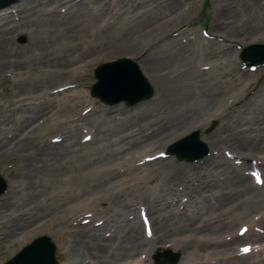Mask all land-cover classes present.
<instances>
[{"label": "bare ground", "instance_id": "1", "mask_svg": "<svg viewBox=\"0 0 264 264\" xmlns=\"http://www.w3.org/2000/svg\"><path fill=\"white\" fill-rule=\"evenodd\" d=\"M136 1L146 2L138 17L130 9ZM155 1L68 0L64 11H56L65 5L63 0L31 3L19 0L9 4L15 10L0 13V71L11 76L22 75L28 69L34 71L29 83H16L10 90L8 106L12 102L32 100L30 106H19V117H4L5 107L0 102V157L14 156L16 163V172L10 175L7 185L9 198L12 191L16 193L2 208L7 213L0 224H5L8 231L2 236L0 259L7 250L14 252L15 239L24 242L31 231L49 226L51 238L73 264H125L124 259L132 257L135 249L147 242H151L147 253H166L168 249L164 245L156 247L162 240L173 241L174 248L182 251L184 259L180 264L253 262L230 255L233 243L247 240L249 235L232 234L229 241H215L228 231L223 228H228L238 215L244 220L258 211L254 214L259 215L253 219L254 225L264 223V185L259 188L250 181L248 173L228 165V160L209 157L206 165L218 173H212L208 179L205 175L201 181L196 174L185 173L186 167L176 161L174 169L164 162L156 164L146 178L158 180L157 186L164 182L170 187L183 183L184 190L191 187L190 180L196 179L199 190L208 192L206 197L212 199L205 210L169 208L165 200H160L162 197L150 195L152 191L133 189L145 177L144 172H134L138 167L129 168L136 156L156 146L163 147L221 116L218 109L221 104L227 107L226 101L237 104L246 112L244 116L233 120L229 116L222 128L199 139L215 149L216 156L225 150L234 154V158L260 160L257 163L264 175L263 95L257 94L260 102L247 109L239 90L246 96L254 94L256 86L246 72L235 66L226 67L232 52L223 50L224 44L218 46L212 39L203 42L196 37L200 44L189 47L188 42L171 37L177 20L185 18L194 4L174 15L182 0H162L160 4ZM215 3L216 21L210 30L217 38L243 43L264 38V5L258 0H215ZM25 29L32 31L34 41L26 52L13 49L14 34ZM165 35L168 37L162 39ZM145 37L148 39L143 41ZM117 55L135 58L136 68L152 87V100L144 106L139 105L143 102L139 103L129 123L122 121L115 125L109 121L103 125L101 117L109 112L107 108L98 112L91 109L82 115L80 108L86 98L71 88L47 93L57 82L60 84L56 85L79 84L86 75L83 71L91 63ZM204 64H208L205 71L201 70ZM74 110L75 119L71 117ZM79 122L88 130L94 128L92 140L80 142L73 138ZM48 132H55L51 137L62 136L64 140L51 144L46 140ZM126 168L130 174H125ZM130 194L132 198L128 197ZM136 199L146 206L150 239L145 238L136 215L132 218L139 222L123 216L132 207L130 201ZM101 204L103 208L98 207ZM11 209L20 213L13 217ZM86 211L102 215L111 229L110 236L98 234L95 228L92 231L89 223L72 224V219ZM117 214L122 216L119 222L113 218ZM212 241L216 246L210 247L208 242Z\"/></svg>", "mask_w": 264, "mask_h": 264}, {"label": "rangeland", "instance_id": "2", "mask_svg": "<svg viewBox=\"0 0 264 264\" xmlns=\"http://www.w3.org/2000/svg\"><path fill=\"white\" fill-rule=\"evenodd\" d=\"M17 1H19V0H0V13L1 12H5V11H13V10H15V8H13L11 6L9 7V4H13L14 2H17ZM28 1H29V3L34 2V0H28ZM67 1L68 0H63L65 5L60 6V7L68 6L69 2H67ZM9 2H11V3H9ZM155 2L157 4H160V3H162V0H157ZM258 2L260 4L264 5V0H258ZM66 3H68V4H66ZM221 3L222 2H220V8H221ZM192 4H194V6H193V9L189 12V14L185 18H179V20H177L179 23H175V25H177V26L173 28V29H175V28L176 29L174 30V32L172 34V37L176 38L177 40H182V41L185 40L184 42H188L189 47L190 46L191 47H196L198 44H200L201 41L196 39V37H199L200 39H202L203 42L207 41L208 39H212V40L216 41L218 46H220L221 44H224L221 48L223 50H225V51L232 52L231 62L230 61H226V63H228V64H226V67L229 68V67H234L235 66L240 71H245L247 73V75H248V78L251 81H253L254 85L256 86V90L257 91L254 92V94H251L252 92L248 93L246 96H244L241 93V90H239V92H240L239 95H240L241 100L243 102H246L247 109L251 110L253 107H255L254 105L256 103L260 102L258 95H263V97H264V61H263V63L261 65H258L255 70L248 71V67L247 66L246 67L243 66V63L240 62V60L237 57V54H238L240 49L245 44L250 43V42H248V40H247L246 43H243L242 41H231V42H228L226 39L217 38L212 33V31L210 30V25L216 21L215 15H213L214 4L216 5L215 0H182V1H180V4H179L180 7L179 8L176 7V10L174 11V15L177 14L179 12V10H186ZM55 5H61V4L57 3ZM145 5H146V2L136 1V2H133V5L130 7V9H132L133 12H135L134 15H136L138 17L140 15V13H141V11L139 9L143 8ZM217 9H219L218 5H217ZM203 30L209 32L211 34L210 35L211 38L207 37L205 35V33H203ZM180 31L183 32V34H181V33L180 34H176L177 32L179 33ZM34 39H35V35H33L32 31L29 30V29H25V30H23L21 32H18L16 34H14L13 39H12V41H13V49L21 50V51L26 52V50L29 48V46L34 41ZM146 39H148V37H145L142 40L145 41ZM257 42L264 43V38H262L261 40H259ZM118 56L119 55H117V57ZM132 60L136 61L135 59H132ZM103 61H105V60L100 59V60H97L94 63H91L88 66V68L83 71L84 73H86V75L84 77H82L81 82L79 84H77V85L72 83L71 85H69V87L74 90V93L85 94L84 97L87 100H86V103L82 107H84V106L86 107L87 106V107H91V109L92 108L94 109V108H98V107H103V108H109L110 109V112L104 113L103 116L101 117V119H103V122H102L103 125H105L107 122H109V120H111L112 118L113 119L111 120V123L112 124L115 123V125H116V123H118V122L121 123L122 121H126V122L129 123L130 121H132L134 119V114L137 113L136 112V106L139 103H141V102H143V103L139 104V105L140 106H144L145 102L148 101V100L151 101V99L150 98L149 99H144V100L138 101L135 104L130 105V106H125L122 102H118V103L111 104V105L102 104V106H101L100 101H99L98 98H97L98 100L96 102H94V101L90 102L89 99H93V98L91 96L87 95V93H88L87 91H88V88L90 87V84L94 81V77L92 76V68L94 66L98 65L99 63L103 62ZM246 62H248V61H246ZM222 66H224V65H222ZM32 72L34 73L33 70L28 69L26 71V73H24L22 75L11 76V74L9 72H7V71H5V72H1L0 71V102L3 103V105L5 107V112H2L4 117H10L11 119L12 118H17V117H19L18 116V110L20 109V107L30 106L32 104L30 102L32 100H24V101H22V103L12 102V103H9V106L7 105V102L11 101L10 100V98H11L10 90L12 89V87L16 83H25V84L29 83L32 80V77H33V73ZM2 76H5L7 78H3ZM56 84H60V83L57 82ZM56 84H52L50 86V88H48V90H46V91H48L47 93H51L52 94L54 88L56 86H60V85H56ZM94 98H96V97H94ZM228 101H229V99H228ZM226 104H227V107L224 104H221L219 106L218 111L221 113V116H219L217 118H212V119L208 120L204 125H201L200 127L195 128V130L198 131V136L201 137L202 135H207L209 133H212L216 129L219 130L220 128L223 127V124L225 123V121H227V118L229 116H230V119H232V120L233 119H240L246 113L245 111H242V109H240V107L238 105L232 107L233 105L230 104L227 101H226ZM229 104L232 105V106H230ZM116 109H120L121 112L117 113ZM75 111L76 110H74L71 113V117H73L74 119L77 116L75 114ZM109 114H114V115H112V117H111V116H109ZM78 125L81 126L82 125L81 122H79ZM43 126H44V124L41 125V127H43ZM86 127L87 126H85V125L81 126V128L79 127V129L76 130V132H75L74 139H76V138L80 139V135L81 134L87 133L88 129ZM45 135H47V134H45ZM48 135H50V134H48ZM184 135L185 134H183L182 136H184ZM182 136H180V137H182ZM180 137L174 139L173 141L179 139ZM173 141H171V142H173ZM170 143H168V144H170ZM166 146H164V147L156 146V147L150 149L148 151V153L155 152V151H157L160 148H162V150H164V148ZM207 149L209 151V154L207 156H204V158L202 157V158H199V159L194 160V161L178 160V159H174L175 157L168 156V157H164L162 159H158V160H156L154 162L151 161V162H148V163L140 164V162H141L140 160L141 159H139L138 161L134 162V164L137 165L135 167H138L137 169H134L135 170L134 172H136V173L137 172H144L145 173V177L142 178V181L140 183L134 184L133 185V187H134L133 189L136 192H139L141 189H144L146 191H152L153 193H150V195H154L155 194V195H159L160 197H162L163 199H160V200L162 202L165 200L164 201L165 204L169 203L168 204L169 208L176 207V205L178 206L179 209L181 208L180 209L181 211H184V209L186 211V209L192 210L194 208H196V209L197 208L198 209L202 208V210H205V208H209L210 206H208V205H210L212 203V199H209L208 197H206V195L209 194L208 192H203V191L199 190L200 188L198 186H196V184H197V180L196 179L192 180L193 181L192 184H190L188 182V184H190L191 187L186 188V190H183V189L180 190L181 189V185H179L180 183H178V184L176 183V184L172 185V188L169 189V188H166L168 186L170 187V184H168V183L164 182V184H162L161 186H157L156 184H158V182H159L158 180L147 181V179H146L150 175V173L155 170L156 164L164 162V163H167V164L171 165L172 169H174L173 163L175 161L180 163V165L182 164V167H186L185 173H187L188 175L194 176L196 174V178H198V181H201L203 179V176H205V175H207L206 179H208L211 176L212 173H213V175L215 173H218V170L206 165V163L208 162L209 157H210L211 147L209 146ZM142 153L145 154L146 152L142 151L139 155H141ZM139 155L136 156V158L139 157ZM221 158H223L222 153H221V155L216 157V160L221 159ZM13 160H14V156H10V155H7V154H4V155H2L0 157V174L6 180L7 185H9V181H10V178H11L10 175L14 174L16 172V165H15L16 163H14ZM243 161L246 162L245 163V165H246L245 167H247L248 166L247 163L249 162V158L248 159H243L242 162ZM192 165H195V167H192ZM228 165L232 166L231 164H228ZM130 166H131V164L129 165V168H130ZM243 166H244V164H239V168L242 169ZM131 168H133V166H131ZM180 168H181V166H180ZM148 169H149V171H148ZM178 170H179V168H178ZM125 171H126L125 174H130L131 173L129 169H127ZM213 175H212V177H213ZM218 177L219 176H217L216 179ZM128 182L131 183V181H128ZM131 188H129V189H131ZM163 192H165V193L161 194ZM9 193H10V187H7V188L4 189V191L0 195V222L6 219L4 217V214H5V212L7 213V211H2L3 206L6 204L7 201H10V199L15 195L16 191H12V195L10 196V198L8 196ZM147 194H149V193H147ZM132 195H134V194H132ZM128 197L132 198L131 194L128 195ZM140 198H142V197H140ZM179 198L180 199L183 198L184 201L179 200ZM136 200L139 201V199H136ZM131 202H132L131 209H129L128 212H124V214H123V216L129 221H132V220L136 219V218H132V217H133V215H137L136 214L137 207H139V206H143L144 207V204L143 205L140 204V203H143L141 199H140V202H138V203H134V201H131ZM173 202L175 204L172 205ZM98 207L103 208L104 205L101 204ZM82 210L84 211L85 208L82 209ZM9 212H11V215H12V214H16V213H18L20 211L15 212L14 209H11ZM105 214L108 215L106 212H105ZM97 217L101 218L102 215H100V216L98 215L94 219H91L90 223L88 225H90V227L92 226V231L95 228L96 229L95 232L97 231L98 234L99 233L106 234L105 232H108L107 229L110 230V228H107L108 226L104 223L103 217L101 219H98ZM113 218H116L117 222H119V221H121L120 219L122 218V216H119L117 214ZM235 218H236V220L233 221L232 224L228 228H223L224 231L228 230L232 234L235 232V229L237 228V226L242 221L241 218H238L239 220L237 219V217H235ZM98 220H101L102 224H100L99 226H95V225L93 226L92 222H96ZM75 222H76V220L72 219V224H74ZM107 222L109 224L112 223L109 220H107ZM4 225L0 224V246H2L4 244L3 241H2V236L8 231L7 228H5ZM261 225L264 227V223L261 224ZM48 229H49V226H46V228L44 230H40V233H46V232L50 233V231ZM64 232H65L64 226H62L61 227V233H64ZM34 233L35 232L31 231L29 234H34ZM219 234H221V233L219 232ZM34 235H36V233ZM27 239H29V238H27ZM229 240H227V241H229ZM252 241H258L259 243H261V242L264 241V237H263V235L262 236L259 235V239L254 237L252 239ZM162 242L165 243L166 241L164 242L162 240ZM171 242H173V241H171ZM208 243L210 244V247L211 246H216V243L215 244L214 243H210V242H208ZM239 243L240 242H237V244L233 243L232 246H235V245L237 246ZM21 244L22 243L18 240V238L15 239V244L13 245V247H14L13 249L17 250ZM139 246L135 249L134 256L129 257L130 259L135 258V260H138L139 257H143L144 256L143 253H138L139 249L141 248V246L140 247ZM174 249H175L174 245H173V247H169V251L170 252L179 253V261L184 259V255L183 256L181 255L182 251H179V250L177 251V250H174ZM11 251L12 250H7L4 253V257L0 259V264H2L3 261H5L6 259H8L10 257ZM233 252L235 253L236 250L230 251V254L233 255ZM137 253H138V255H137ZM153 254H154V252H150V253H148L145 256V258L150 259V258H152ZM55 258L57 259L58 262H61L63 264H73L74 263V262H71L70 259H68L66 257V252L62 248L56 247ZM244 258H246V260H248V256H244ZM148 259H147V261H148ZM125 260H129V259H125ZM262 262H264V261H262ZM210 263L211 262H208L207 264H210Z\"/></svg>", "mask_w": 264, "mask_h": 264}, {"label": "water", "instance_id": "3", "mask_svg": "<svg viewBox=\"0 0 264 264\" xmlns=\"http://www.w3.org/2000/svg\"><path fill=\"white\" fill-rule=\"evenodd\" d=\"M247 49L248 48L242 50L240 54L241 58L259 61L264 57V45L257 44L250 48V50ZM256 52L258 53L256 54ZM110 63L112 64L105 63L97 67V81L92 85L91 88V93L93 95H97L103 101L110 103L116 102L119 99H124L127 103H132L150 94L151 88L137 72L133 63L126 61V63L120 65L118 64V60ZM121 68H124V70L120 71ZM181 143L188 144V148H178L177 146ZM196 143L199 142L196 138V134L193 133L171 145L169 150L175 151L178 157H185L188 159L195 158L205 152L204 146H201V148L197 151L190 149V147ZM37 241L43 243L39 244L40 242H38L30 248H34L37 245L41 246V260L35 264H44L49 258L50 246L46 242L45 238L37 239ZM35 258V255L28 256L24 261V264H33Z\"/></svg>", "mask_w": 264, "mask_h": 264}, {"label": "snow or ice", "instance_id": "4", "mask_svg": "<svg viewBox=\"0 0 264 264\" xmlns=\"http://www.w3.org/2000/svg\"><path fill=\"white\" fill-rule=\"evenodd\" d=\"M258 182H259V180H258ZM243 251L247 252V251H249V249L245 248Z\"/></svg>", "mask_w": 264, "mask_h": 264}]
</instances>
